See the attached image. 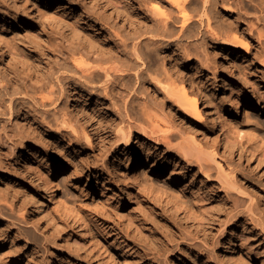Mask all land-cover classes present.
<instances>
[{
	"label": "rangeland",
	"instance_id": "obj_1",
	"mask_svg": "<svg viewBox=\"0 0 264 264\" xmlns=\"http://www.w3.org/2000/svg\"><path fill=\"white\" fill-rule=\"evenodd\" d=\"M34 1L48 11L47 15L35 16L29 28L14 30L8 24L12 17L27 20L31 14L22 8V0H0V12L8 18L6 25L0 21V48L6 45L16 56L31 57L38 47L42 56L37 54L33 60L43 58L45 62L57 56L60 47H67L72 41L82 42V36L94 35L97 43L112 48L118 37L130 38L133 29L139 30L147 41L154 39L150 29L157 0H100V5L110 8L105 11L90 0H69L65 9L53 4L63 0ZM211 1V26L219 37L240 41L242 46L233 47L228 41L202 36L198 40L199 61H186L179 51L172 53L169 41L162 38L148 45L150 57L162 74L172 79L185 80L179 73L181 68L190 71L202 89V109L210 100L220 109L230 96L237 94L252 98L259 108H264V0H242L243 8L233 6L234 11L229 14L224 11L229 5L227 0ZM58 19L65 23L68 32L65 27L61 30ZM69 28L78 37L69 35ZM19 60L1 55L0 51V78L17 74L28 79L27 74L34 71L29 72ZM232 61L241 72L240 77L229 70ZM91 95L85 107L96 116L93 121L85 122L77 111V103L67 100L59 106L58 119L52 118L46 124L40 121L41 107L25 98V110L15 113L12 109L10 117L6 112L0 113V132L16 135L15 142L23 136L24 147L34 148L38 155L34 157V167L40 168L46 161L62 166L55 176L59 195L89 223L98 245L56 208L54 201L33 187L30 178L21 173L23 151L18 147L10 154L11 143L3 138L0 264H189V258L192 264H235L240 258L249 259L251 264H264L263 234L247 214L249 205L254 206V213L264 212V158L247 150L246 137L232 128L233 113L226 108L220 112L222 118L217 119L225 118L229 123L226 143L219 126L208 129L206 122L188 116L157 84L146 83L137 95L151 104L175 133L190 134L207 151L215 152V159L238 181L236 189L224 190L215 181H206L197 165L185 162L174 150L151 142L139 132L132 134V145L126 147L117 138L119 117L109 105L112 101L105 103V96L99 91ZM7 103L8 97H2L6 109ZM246 114L259 120L255 127L264 136V115L254 110ZM62 115L67 124H61ZM240 117L243 120V115ZM147 150L150 160L156 159L167 168L179 167L182 177L171 185L174 193L190 205L194 221L176 211L173 200L147 191L145 181L162 184L164 173L152 175L144 165L135 177V171L125 167L127 157ZM37 195L48 204L44 213L33 199ZM119 211L131 216L135 227L121 220ZM231 212L239 213L238 217L226 223Z\"/></svg>",
	"mask_w": 264,
	"mask_h": 264
},
{
	"label": "bare ground",
	"instance_id": "obj_2",
	"mask_svg": "<svg viewBox=\"0 0 264 264\" xmlns=\"http://www.w3.org/2000/svg\"><path fill=\"white\" fill-rule=\"evenodd\" d=\"M90 1L92 5L100 6L103 11L110 10L106 4L100 5V0ZM157 1L152 10L154 19L150 29L154 33V39L148 41L143 38L139 30L133 29L130 38L117 36L118 38L114 43L115 47L112 48L97 43L94 39L95 36L91 34L92 36L87 35L88 37L82 36L80 39L82 42L75 43L72 41L67 47H60L61 50L58 55L45 62H43V58L37 61L33 60L37 54L39 57L42 56L38 47L34 48L35 53L31 57L25 54L21 55L22 57L16 56L8 50L6 45L1 47V55L7 54L14 60H19L18 57H20L22 61L19 60V62L25 65L29 72L33 69L34 73H28V79H21L17 74H11L4 79L0 78V113L4 114L6 112L9 117L13 114L12 109L15 113H20L21 110L26 109L23 105V100L26 98L33 105L41 107L40 121L48 124L52 118L58 119L61 104L67 100H73L77 103V111L83 115L85 122H90L95 120L96 116L86 109V101L92 99L93 95L91 94L99 91L105 96V103L108 104L112 101L109 105L115 115L119 117L117 138L126 147L132 145V134L139 132L151 142L164 144L169 149L174 150L177 156L185 159V162L197 165L200 172L204 174L206 181H215L224 190L228 188L236 189L238 181L235 180L233 172L226 171L222 167L220 162L215 159L214 151H207V148L199 144L198 140L190 134L185 136L182 132L175 133L174 128L167 123L168 121L166 122L158 112H155V108L151 104L146 100H140L137 95L146 83L149 85L157 84L180 105V108L188 116L201 123L206 122L205 127L208 129L219 126L220 136H223L226 143L229 141L226 133V126L229 123L225 118L220 121H217V119L222 118L220 112L227 108L229 113L234 114L233 127H231L247 139V150L250 153L256 152L257 155L259 154L263 158L264 136L255 127L259 120H253L246 112L254 110L260 115H264V108H259L260 106L258 107L252 98H246V96L242 98L237 94L230 96L228 103L220 109L211 100L208 104L204 103L205 109H202L203 103L200 98L202 89L195 82L190 71L181 68L179 73L185 80H175L170 75H163L150 57L149 44H154L164 38L169 41L172 53L179 51V54L186 61H190L192 58L199 61L198 40L200 37L208 35L219 41L227 42L228 40L219 37L213 26H211V16L209 15L212 10L211 0ZM227 1L229 5L224 10L227 14L234 11L233 6H238V8L242 6V0ZM53 4L65 9L68 8L70 2L69 0H63ZM22 8L28 9L31 16H28L27 20L12 17L8 22L10 29L29 28L32 26L35 16L44 17L48 13L46 9H41L40 5L34 0H22ZM240 11H243V9ZM110 15H112V11L109 13ZM7 20L8 18H5L0 12V21L3 25H6ZM56 23L59 24L61 30L65 27L68 32L65 23L61 22V19H58ZM173 24H176L177 27ZM69 35L78 37L77 32L71 29ZM84 43L89 46L86 47ZM228 43H231L233 47L242 46L240 41L234 39L228 41ZM229 70L237 76H241V72L235 66L234 61L231 62ZM4 96L8 97L7 109L2 105V97ZM13 104H15L14 107ZM239 115H243V120L241 117L239 118ZM60 117L61 124H67L64 115ZM85 136L86 138L89 137L88 135ZM14 137L16 135L0 132V142L4 138V142L11 143V146L8 147L10 154L18 147L23 151L21 173L30 178V182L33 187L38 189L39 193H44L48 200L54 201L56 208L67 214L74 224L87 232L90 241L94 245H98L96 234L89 223L80 215V212L72 209L69 204L67 205L59 195L60 190L55 176L63 169L62 166H54L46 161L40 168L34 167V157L38 156L35 149L29 148L27 150L24 147L23 136H19L16 142L13 141ZM146 153L142 151L127 157L125 167H131L135 171V177L140 172L138 169L144 165L148 167L147 173L152 175L164 173L165 180L162 184L145 181L147 191L157 197H165L168 201L173 200L176 211H181L185 218L194 221L195 217L190 205L187 204L184 197L174 193V188L171 185L172 182L178 181L182 177L179 167L174 165L167 168L156 159L150 160L149 150ZM213 173L214 176H212ZM121 175H124V172H121ZM33 199H35V203L41 212L47 211L48 204L42 196L37 195ZM253 209L254 206L249 205L247 209L249 213L247 214L259 226L264 237V212L254 213L255 210ZM238 214L237 212H231L226 218V223L231 222L232 219L236 220ZM117 215L128 226L136 224L127 213L119 211ZM199 225L201 226L200 222ZM250 245L253 246V244ZM250 250L253 251V249ZM105 252H107V249H105ZM262 257L264 258V251ZM189 259L186 260L189 264H192V258ZM235 264H251V262L249 259L240 258L237 261L235 260Z\"/></svg>",
	"mask_w": 264,
	"mask_h": 264
}]
</instances>
